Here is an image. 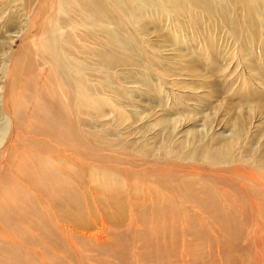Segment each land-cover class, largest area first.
<instances>
[{"label": "rangeland", "instance_id": "1", "mask_svg": "<svg viewBox=\"0 0 264 264\" xmlns=\"http://www.w3.org/2000/svg\"><path fill=\"white\" fill-rule=\"evenodd\" d=\"M175 1V13L166 11L162 0H142L126 7L118 1L125 11L116 9L118 18L135 17L126 21L130 39L121 40L119 26L96 28L94 36L102 40L113 31L112 48L127 61L110 69L105 79L103 70L95 74L93 98L88 100L98 102L104 117L88 116L86 103L91 102L82 97L84 102L80 101L70 124L80 137L74 145L65 141L61 146L52 135L42 145L43 137L28 133L27 126L32 124L46 129L28 115L39 94L49 93L54 85L33 66L28 70L32 94L21 132L31 139L24 138L26 146L20 147L25 150L11 154L7 165L28 179L32 193L37 196L40 189L47 195L46 204L40 199L36 205L48 211V204L57 205L65 195L69 198L64 189L80 184L83 222L64 243H57L49 213H44L46 221L38 232L30 226L32 220L24 218L20 247L11 250L22 255L25 264H34L37 256L30 255L34 247L48 264H264V0H208L207 10ZM51 2L33 0L29 21ZM19 6L16 0H0L3 19L17 16L18 38L10 48L16 53L40 35L39 26L28 35L24 15H17ZM69 18L74 19L73 14ZM4 22L0 40L8 36ZM1 59L0 93L8 66ZM80 68L84 73L83 65ZM115 116L123 126L113 128L114 120L118 121ZM4 127L0 113L1 131ZM97 131L102 138L109 133L111 145L97 141L93 137ZM225 142L227 147H221ZM219 147L227 148L228 154L210 158ZM41 150L44 156L49 152V158L36 159ZM75 160L81 163L78 175L72 170ZM31 161L35 166L38 161L34 180L26 170ZM94 199L95 208L87 204ZM5 264H16L15 259Z\"/></svg>", "mask_w": 264, "mask_h": 264}, {"label": "bare ground", "instance_id": "2", "mask_svg": "<svg viewBox=\"0 0 264 264\" xmlns=\"http://www.w3.org/2000/svg\"><path fill=\"white\" fill-rule=\"evenodd\" d=\"M16 1L20 4V6L18 8L19 11L17 10L18 11L17 15L21 14V15H24V17H25L23 28L27 27V29H29V32H28V35H29L33 31L34 28H37L39 26L40 35L36 34L34 36L35 39L29 40L27 42V44L25 46L26 48L24 50L19 51L17 53L12 52L10 49L11 45L14 42V40L18 38L17 31L19 30V26L17 27L14 25L17 22V21H14L17 18V16H16V14H10L6 19L5 18L3 19V17H1L3 12L0 11V25H1V21L5 20L3 28H5V30L7 31L6 34L8 35V36H6V38L4 40H0V55L3 54V56L0 58H4V59H1V61L2 62L5 61L8 64L7 69H5L4 73H3L6 77V79H5V83L3 84L4 86L1 88V93H0V113L3 116L4 121H5V127H4L3 131H1V129H0V167H1V169H0V264H5L6 261L10 258L15 259L16 264H25L23 256L20 254H16V253H14L15 251L11 250V248H19L20 247L19 244H20L22 232H23V230H25L23 227L24 218H27V219L29 218V220L31 219L32 224L30 226L35 228V232H38L41 229L39 227V225L42 224L41 222L46 221V218H44V213L47 215L49 213L51 216H48V219L49 220L51 219V220L50 221L48 220V221L53 226V234L57 239V243H61V242L64 243V240L68 236L71 237L73 232L75 230H77L78 227L79 228L82 227L83 221H82V211H81L82 200H81L80 184L75 185L73 187V189L72 188L64 189V191L70 195L69 198H67V196L65 195L63 197V200L60 203H58V204L56 203L57 205L52 206L51 204H48V209H49V211H48L46 209V207H44V206L40 207V205L39 206L36 205V201H38L40 199L42 201H44L46 204V199H48L47 195H44V194L42 195V192L40 191V189L37 188V186L33 187L34 189H38L37 196L35 195L36 194L35 192H34L35 194L32 193L29 190L28 184L26 183V181L28 182V179L26 178V181H25V179L22 176H19L18 173L11 172L9 170L7 163H8V161H10L9 159L11 157V154L22 153L21 150L22 151L25 150L24 148L20 147V146H26V142H25L24 138L31 139L30 137H24L23 133L21 132L22 129L25 130L24 122H25V118H27L28 116H30L32 118L33 122L43 123V125L46 127V129L43 130V129L39 128L38 126H34L33 124L27 126L29 134H33V135H36L39 137H43V140L41 142L42 145L46 144V142H45L46 137H49L50 135L57 137L58 139L56 140V142H58V144L61 146H63V142L65 143V141H68L70 143H73L74 140H78L77 142L80 141V137H79L77 131H74V130L71 131L70 124L73 121V118L75 116V111L78 108L80 101H82L81 98L84 97L86 102H89L91 100V97H90V96H92L91 94H94L95 87H93L92 79L96 77L95 74L99 70H101V71L103 70L102 75H104V76H102V78L105 79L107 77L106 75L108 74L110 69L113 70V67L120 65V64H123V63H125V61H127L126 57L123 56L122 54L121 55L115 54V51L112 48L113 36H111V34L113 31H109L111 34L106 33L107 37L105 38V40H102L101 38L94 36V32H95L96 28L101 24H106L107 26H110L112 28H113V26H119V28H120L119 37L121 38V40L132 38L131 33H129L127 31V24L129 22H126V21H129L130 17L132 19H135L134 15L133 14L127 15L126 18L121 19V18H118V16L115 14V10L116 9H119L120 11L122 10V7L119 4H117L118 1L124 2V7H126L128 3L132 4V3H136L137 1L141 2L142 0H52V2H51L52 4L51 3L48 4V6H50V7H46L43 12L37 11L34 14V16L32 17L31 21H29V15L34 12V7H33V3H32L33 0H16ZM183 1L187 2V4L192 9H197L198 7H204V9L207 10V7H208V0H183ZM162 2H163V7L166 11L168 10L170 13L174 12L173 8L175 7V5L177 3L175 0H165V1L162 0ZM256 5H255V8H256ZM245 7H247V6H245ZM249 10L250 9H248V11ZM75 12H77V14H74ZM117 12H118V10H117ZM121 12L124 13L125 11L122 10ZM241 13H242V11H241ZM71 14H73L74 19L69 18ZM118 15H120V14H118ZM75 16L77 19L75 18ZM210 17H212V16L210 15ZM131 18H130V20H131ZM38 20H45V21L47 20V23L45 24V21H44L40 25V23H38ZM15 27L17 29H15ZM10 31H12L11 32L12 34L9 33ZM116 34H117V32H116ZM96 35H98V34H96ZM103 35H104V33H103ZM103 35H102V37H103ZM41 36H43V37H41ZM121 40H120V43H121L120 45L122 46V44L124 42ZM212 44H213V42H212ZM123 46H125V45L123 44ZM116 49H117V47H116ZM39 65L44 66V67L48 66L49 68H47L46 71L42 70V69H38ZM81 65H83V70H85L84 73L80 68ZM32 66L34 67L32 70H34V69L37 70V72L39 74L45 73L46 74L45 78H47V80L50 81V83H51L50 86H52V84H54L53 85L54 88L52 87V91H50V92L48 91L49 93L41 92L39 94V96H38L39 101L35 102L33 104V107L30 110V111H33L32 114L30 115V112H29V115L26 117V113L28 114L29 107H30V103L26 104V102H28L27 100L31 97V94H32V86H31V82H30V77H28L26 75L29 72L28 70ZM122 71H123V69L121 70V72ZM87 72L89 74H87ZM96 88H98V87H96ZM45 90L46 89H44V91ZM126 92H128V91L126 90ZM96 97H98V96H96ZM89 98H90V100H88ZM92 98H93V96H92ZM82 102H84V101H82ZM96 102L97 101L93 99V101L91 103H86V104H88L89 109H90L89 115L88 114L87 115L93 116L94 120H98L101 117H104V115H101V113L99 112V110L96 106ZM86 104L82 105V107L84 108L86 106ZM22 106L25 108V116H24ZM99 109H101V108H99ZM87 112H88V109H87L86 113ZM84 113H85V111H84ZM115 117H117V116H115ZM107 120H108V118L106 119V121ZM117 120L118 121L114 120L115 123L113 125V128H115L117 126H121V125L123 126L122 119L118 118ZM80 123H79V125H80ZM98 126L99 125H97V128H98ZM120 129H121V127H120ZM89 131L91 132V130H89ZM79 133H81V132H79ZM100 133L101 132H99V131L95 132L93 137L97 141H101V142L105 143L106 145H111V142H109L110 141L109 136H111V135L108 133L107 136L105 135L102 138ZM239 133H241V131ZM191 134H193V133H191ZM206 134H208V133H206ZM219 137H221V136H219ZM228 139H229V137H228ZM84 140L88 144H90L92 147L94 146L91 142H89V140L86 137L84 138ZM202 140H204V139H202ZM214 141H216V140H214ZM77 142H76V144H77ZM202 142L204 143L206 141H202ZM211 143H212V141H211ZM228 143H230V142H228ZM73 145H74V143H73ZM212 145H213V143H212ZM199 146L202 147V143ZM220 146L221 147H227V143L225 142V144L220 145ZM32 147H34V146H32ZM78 148H79V146H78ZM78 148H77V150L80 151V149H78ZM211 149H212V147H211ZM226 149L227 148L220 149V147H219L218 151L214 150L215 155L214 156L211 155L209 157L210 158L211 157L216 158V157H218V155H227L228 153L226 152ZM27 150H29V149H27ZM238 150H240V149L238 148ZM87 151L88 150H86V152ZM201 151H202V149H201ZM262 151H264V149H262ZM191 152H192V150H191ZM93 153H92V156H93ZM48 154H49V152H46V155L44 156V152L41 150V152L39 151L37 153L36 159H42L43 160L44 157L49 158ZM120 154H122V153H120ZM195 154H196V152H195ZM106 155H110V154H106ZM118 157H119V155H118ZM219 158H221V157H219ZM230 158H231V156H230ZM250 159H251V156H250ZM213 160H215V159H213ZM90 161H91V159H90ZM204 161H206V160H204ZM3 162H4V164H3ZM213 162H215V161H213ZM79 163H80L79 160H75L73 162L72 170H73V173L75 175L79 174V170H80ZM217 164H219V163H217ZM37 165H38V161H36V166ZM41 165H43L45 167L46 162L42 161ZM18 166L19 165H16L15 168H17ZM36 166H35V163L33 161H31L28 165V168L26 167L28 174L32 176V180L35 179V175L33 174V170L35 169ZM212 166H213V164H212ZM15 168L13 167V169H15ZM205 170H207V169H205ZM53 176L55 177L56 175H53ZM119 176H120V174H119ZM184 178H186V177H184ZM44 192L47 193V191H44ZM85 196H86L85 198H87V195H85ZM43 197H44V199H43ZM56 200L57 199H55V201ZM87 204H90V207L95 208V205H96L95 199L89 201ZM251 205H253V204H251ZM217 209H219V208H217ZM89 210H90V208H89ZM99 214H100V212H99ZM100 217H101V215H100ZM102 217H104V216H102ZM107 217H109V216H107ZM219 217H220V214H219ZM44 225L47 227L46 223H44ZM96 226H98V225H96ZM133 227H135V226H133ZM109 228H110V226H109ZM92 229H90V230H92ZM137 229H139V228L137 227ZM105 231H106V229H105ZM110 231H113V230L110 229ZM117 231H119V230H117ZM96 233H84V234L89 235L91 237L93 234L96 235ZM108 240H110V239H108ZM46 241H47V238H46ZM257 241H259V240H257ZM105 242H107V241H105ZM77 243H79V242H77ZM65 244H64V247H65ZM257 244H259V242ZM261 246H264V245L262 244ZM76 247H77V245H76ZM76 247H75V249H76ZM43 248H44V244H42V249ZM32 249H33V251L30 252L31 257H33L34 255L37 256L34 264H48V259L46 257H40L39 252H38L39 250L36 247H34ZM60 253H62V252L61 251L57 252V254H55L56 257H58V255ZM224 253H225V251H224ZM6 254H8V255H6ZM27 257H28V255H27ZM258 258H260V257H258ZM179 259H181V258H178V260Z\"/></svg>", "mask_w": 264, "mask_h": 264}]
</instances>
